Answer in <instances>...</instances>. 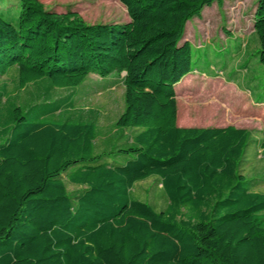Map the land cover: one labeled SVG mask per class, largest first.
Returning <instances> with one entry per match:
<instances>
[{
    "label": "trees",
    "instance_id": "obj_1",
    "mask_svg": "<svg viewBox=\"0 0 264 264\" xmlns=\"http://www.w3.org/2000/svg\"><path fill=\"white\" fill-rule=\"evenodd\" d=\"M222 1L119 0L126 22L88 24L38 0H18L7 20L0 0V78L15 70L16 89L38 98L23 109L0 85V264H264V180L241 170L249 148L264 151V129L177 125L176 86L192 71L185 24ZM252 21L264 68V0ZM92 74L122 75L114 127L131 133L108 153H95L93 112L49 98ZM151 177L159 211L132 192Z\"/></svg>",
    "mask_w": 264,
    "mask_h": 264
},
{
    "label": "rangeland",
    "instance_id": "obj_2",
    "mask_svg": "<svg viewBox=\"0 0 264 264\" xmlns=\"http://www.w3.org/2000/svg\"><path fill=\"white\" fill-rule=\"evenodd\" d=\"M45 8L58 11L75 10L88 24L124 23L128 16L119 0H38ZM5 0L3 16L15 20L18 0ZM257 0H223L204 9L199 17L185 24L181 42L191 45L192 71L177 84V125L179 127H226L247 129L259 138L264 129L263 109L256 101L263 98L259 84L263 81L264 68L259 63L258 40L253 30L252 17ZM9 8H8V4ZM16 10V11H15ZM121 76L111 75L100 79L89 75L79 86L55 89L50 102L75 113L93 112L97 119L99 138L95 153L110 152L122 144L125 136L115 132L114 124L124 109V89ZM16 71L0 78V85L7 87L6 98L23 109L38 101L36 90L28 87L16 89ZM47 81V80H46ZM44 88H41V96ZM15 102V101H14ZM43 99L41 98V104ZM69 110V108L67 109ZM113 156V155H110ZM242 172L253 180H264V151L251 147L247 150ZM151 177L139 182L133 189L138 201L146 202L157 211L167 205L166 197L158 183ZM70 192L78 187L68 185ZM255 191L264 192V183Z\"/></svg>",
    "mask_w": 264,
    "mask_h": 264
}]
</instances>
